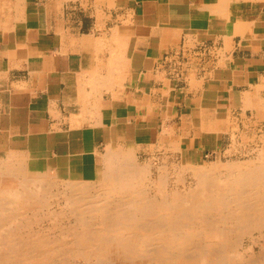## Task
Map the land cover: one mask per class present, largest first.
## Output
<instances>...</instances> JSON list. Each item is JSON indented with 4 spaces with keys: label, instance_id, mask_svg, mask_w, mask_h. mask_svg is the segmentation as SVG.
I'll return each mask as SVG.
<instances>
[{
    "label": "crops",
    "instance_id": "0c3cea01",
    "mask_svg": "<svg viewBox=\"0 0 264 264\" xmlns=\"http://www.w3.org/2000/svg\"><path fill=\"white\" fill-rule=\"evenodd\" d=\"M262 96L264 0H0V168L90 182L128 148L191 156Z\"/></svg>",
    "mask_w": 264,
    "mask_h": 264
},
{
    "label": "bare ground",
    "instance_id": "6f19581e",
    "mask_svg": "<svg viewBox=\"0 0 264 264\" xmlns=\"http://www.w3.org/2000/svg\"><path fill=\"white\" fill-rule=\"evenodd\" d=\"M226 127L231 144L220 169L192 166L193 157L174 169L183 183L187 174L186 185L170 184L165 167L152 178L151 166L130 156L112 159L97 186L65 191L32 171L3 172L0 264H264V238L253 237L264 233V155L254 148L248 160L229 156L243 134ZM43 219L48 228L39 226ZM245 239L251 245L240 251Z\"/></svg>",
    "mask_w": 264,
    "mask_h": 264
},
{
    "label": "rangeland",
    "instance_id": "374dc122",
    "mask_svg": "<svg viewBox=\"0 0 264 264\" xmlns=\"http://www.w3.org/2000/svg\"><path fill=\"white\" fill-rule=\"evenodd\" d=\"M262 97L264 100V96H262ZM254 112H256V115H258L260 118L262 117V119L257 118L251 112H247L246 114H244V112L241 110H235V111L232 110L231 111L230 116H229V119H230L229 122L231 123V125L229 126V131H230V128H232L231 131H234L236 133V135L237 134H243V135L239 136L240 137L239 142H238L237 147H236V149L240 152H238L236 150L237 152H235L233 154L230 151L229 156H239L241 158H246L245 160H248L247 156H250L251 152L254 151L253 150L254 148L259 149V151L262 153V155H264V142H262V141L257 142V143L247 142V138L248 139L254 138V137L258 138L261 135H264V119H263L264 118V112H261L262 114H260L259 111L258 112L254 111ZM245 118L248 121L245 120ZM248 118H250V120ZM237 123H240V125L237 126L236 125ZM186 136H188V135H186ZM228 137H229L228 135H225L223 141H217V142H216L215 135L214 136H211V135L208 136V135H205L204 133H201V134L195 133L192 136L187 137L186 139L188 141L189 140L192 141L190 143V147H191L190 151L191 152L193 151L192 152L193 154L191 153L192 154L191 156L188 153L189 151L187 149H185V143L182 145L181 152L179 149H177V150H179V152H178L179 154H177L178 156L165 155L163 151L158 150V148H156V147L149 148V149H143V150H142V148L140 149L137 147H135L133 149L128 148L127 150H123V152L120 151V153H122V155L124 154V155L130 156L135 161V163H137L138 165L149 164L151 166L150 170H151L152 178H154V179L157 177L159 169H161L162 167H165L168 170V177H169V183L170 184H174V183L177 184L178 183L179 185H183V184L186 185V184H188L189 178H188V176L186 177L187 174H185V175H183V178H185L184 183L182 181H179L178 174L175 171V170H178L177 166H179V164L181 166L182 165L184 166L187 161L192 160V156H193L192 166H194V165H196V166H210V165H213V164L218 162L217 168L220 169L221 163L219 162V159L222 162L225 161L224 157L222 155L224 154V150L228 149L230 147V144H231L230 142H227ZM237 139H238V137H237ZM240 139L243 140L244 142H241ZM251 147H252V149H251ZM241 151H243V152H241ZM245 152L246 153L248 152V154L246 155ZM117 153L119 154V152H117ZM242 153H244V154H242ZM189 157H191V158H189ZM7 170H15L16 172H21L22 173L21 175H24V176L27 175L26 177L31 176V173L27 172L26 168L20 163H15L12 166H6V167L0 168V175H2L3 172H5ZM107 170H108V168L106 166H103V171H102V175L100 176V178H98L97 180L90 181V182H70V181H67L66 179H64L62 176H56V175H52V174H50V175L49 174H38V175L43 176L46 179L52 180L53 181L52 186L54 188H56L57 190L65 191V189H69V188L78 189V187H84L85 185H91L93 187L97 186L99 183H101L105 179ZM0 178H1V176H0ZM177 181H179V182H177ZM53 201L55 202L56 200H53ZM56 208H57V205H53L52 209H56ZM39 226L48 228L50 226V220L49 219H47V220L43 219L41 222V225H39ZM51 232L55 236L58 235V233H59V231L56 229L51 230ZM253 237H256V238L263 237L264 238V233H262L260 236L256 232L253 234ZM242 244H243L242 246L244 248L242 246H240L238 248L240 251L245 250V249L246 250L249 249V247L251 245V241L249 239H245L242 241ZM254 249L256 251L259 250L258 246H254ZM78 263L82 264L78 261L74 262V264H78Z\"/></svg>",
    "mask_w": 264,
    "mask_h": 264
}]
</instances>
